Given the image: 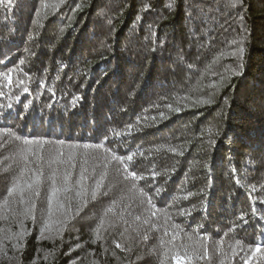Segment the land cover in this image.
I'll return each instance as SVG.
<instances>
[{"label": "trees", "instance_id": "trees-1", "mask_svg": "<svg viewBox=\"0 0 264 264\" xmlns=\"http://www.w3.org/2000/svg\"><path fill=\"white\" fill-rule=\"evenodd\" d=\"M244 28L245 51L238 57L230 42ZM0 61V72L13 70L10 86L0 78V128L48 142L40 150L0 140L6 141L0 148V264H264V0H243L242 7L229 0H12L10 7L0 5ZM75 96L82 99L73 107ZM85 144L135 153L130 170L146 180H125L115 161L105 169L109 152ZM29 147L43 158L24 151ZM61 152L64 160L75 157V169L49 163ZM38 167L43 177L40 196L32 197L34 223L18 214L27 206L18 195L7 206L4 200L17 179L31 180ZM81 167L90 175L88 207L71 230L42 238L53 169L56 187H64L65 170L75 179ZM103 172L101 192L109 194L91 201L93 181ZM134 183L150 195L160 189L149 224L143 223L150 217L146 197ZM66 197L75 211V190L60 192L53 220L63 218L57 209L69 203ZM113 200L114 212L99 227ZM181 209L190 215L181 216ZM164 212L169 226L183 229L171 243ZM242 213L247 224L238 219ZM98 227L101 238L93 243ZM22 230L27 234L20 239ZM186 234L208 246V259L185 258Z\"/></svg>", "mask_w": 264, "mask_h": 264}, {"label": "snow or ice", "instance_id": "snow-or-ice-1", "mask_svg": "<svg viewBox=\"0 0 264 264\" xmlns=\"http://www.w3.org/2000/svg\"><path fill=\"white\" fill-rule=\"evenodd\" d=\"M65 2V0H60V3L63 4ZM7 4L9 7L12 5V0H0V5H4ZM236 5H240L241 7L243 6V0H229V6L235 7ZM45 8L49 7V5L45 4L44 5ZM53 7H58V5H54ZM239 15V22L243 25L244 23V17L243 15ZM63 31V29L61 30ZM247 29L244 28V31L239 35L238 38H234L230 43L232 45H235V51L232 53V55L238 56V57H242L245 51L244 48V44H245V40H246V36L244 35V32H246ZM0 63H3L2 61H0ZM21 64L24 63L23 60L20 61ZM191 67V65L189 66ZM12 69L8 70L7 72H0V78H3L4 80L7 81V85H11L13 83L11 77H12ZM241 74L239 71L235 72L234 75H239ZM20 84H23V80L19 81ZM43 87V85H41ZM29 91V89L27 87L23 88V92L27 93ZM51 91V90H50ZM0 95H3L2 92H0ZM17 101H19L20 97L17 96L16 97ZM82 99V97L80 96H75L73 97V107L76 106V103L78 101H80ZM211 101L206 100V101H199V103H210ZM31 102H29L30 104ZM29 104L25 105V110L27 111V109L29 108ZM167 107L171 108V105H166ZM49 107H51V105H49ZM7 108L11 109L12 105L8 104ZM175 111H180L179 108H176ZM161 118H164V113L161 112L160 113ZM23 118V117H21ZM147 119V118H145ZM155 119V118H153ZM139 123V121H138ZM132 126H129V129H131ZM130 134V132L128 133ZM117 136H120L121 133H116ZM3 137H10L16 141H22L23 145L26 146H31V145H35L38 147V149L42 150L44 145L46 143H48L45 140L42 139H29L26 136H19L16 134V132L10 130V129H6V128H0V140H2ZM105 139H107V137H105ZM6 141H2L0 142V148H3L5 146ZM60 144H63L64 141H59ZM210 146H214L216 144V141L214 139H209L208 141ZM71 147H77L76 145H72ZM83 147L85 149L91 148V147H95V148H103L104 151L109 152L110 154V160L108 161V163L104 164V168L107 169L108 168V164L112 163L113 161L117 162L119 165L122 166V171L124 174V179L128 180L129 178H131L133 181H140V180H146V177L143 174H138L136 171L134 170H130V163H132L134 161V156L136 155L135 153H131L127 156L124 155H119L116 153V151L114 149H108V148H104V145L102 144H97V145H88L85 144L83 145ZM24 151L26 152H30L33 156L36 157V160L39 161L41 160L43 157L40 155L39 151H37V149L35 148H26ZM157 151H159V149H157ZM170 151L172 152H176L175 148H171ZM151 154V153H149ZM180 155H183L182 152L178 153ZM63 153L61 152L59 154V157H53L52 159L49 160L50 164H54V163H59V164H64V163H68L70 165V167L72 169H75L77 167L75 161V157L73 155H69L67 157V160L62 159L63 157ZM141 156L144 155V153H140ZM28 157L25 155L24 156V160L27 161ZM84 163H87V160L84 161ZM205 167H207V165H205ZM26 169L22 168L20 175L23 176L24 171ZM235 171V170H233ZM116 172L119 174L121 172L120 168L116 169ZM58 175L57 170L53 169L52 172V181H53V187L51 190V194L48 197V218L45 219L42 223V226L40 228V233H41V237L44 239H55L58 238L59 236H62L65 230H71V228L73 227V221L77 218L80 217L81 212L84 211L85 208L88 207L89 204V187L87 186V182L90 179V175L87 172V169L84 167H81L78 177H76L75 179H73V174L71 171L69 170H65V172L62 175V181H63V185L64 187H56V177ZM157 175H160V173L157 172H153L152 176L153 178H155ZM107 176V172H103L101 173V175L99 176L98 179H94L93 183L94 186L91 187L90 190V200L91 201H97L98 198L100 196H107L109 193L107 191L101 192V189L104 187V181H105V177ZM42 177H43V172L40 171L39 167L37 168V171L35 173H33V178L31 180H26V181H21L20 179H17L11 187L8 188L7 191V197L4 200V204L5 206H7L9 204V199L8 198H12L14 196H19V200L18 203L20 205H27L23 208V210L18 213L20 216H22L24 219H31L34 223L36 222V216H35V210H36V203L35 200H33V196L39 197L40 196V184L42 182ZM239 183V181H238ZM71 185V186H69ZM149 187H151L149 185ZM132 188L137 189V185L134 183L132 185ZM75 190V196H76V204H75V211L73 212V204L71 202V198H67L69 199V203L67 205L64 204H59L58 205V209L57 211L60 212V215L63 217L62 219H56L53 220L52 216H53V198L57 197V194L60 192H64V193H69L71 191ZM253 190H255L253 188ZM137 191L139 192V194L141 196L146 197V202L148 205V211L150 212V217L149 218H145L143 220L144 224H149L150 223V218L151 217H155L157 215V210H156V205L154 203V195H158L160 192V189L157 188L156 192L154 195H150L144 188H138ZM189 195H192V193H189ZM185 199H187V197H185ZM13 203L17 202L15 200L12 201ZM262 203H264V200L261 201ZM144 201H141V204H143ZM116 207V201L113 200L112 203L107 206L104 209V215L100 217L99 220V227H103L106 223V219L105 217L110 214L113 213ZM179 214L181 216L183 215H190V212L186 209H181ZM247 213H242L238 219L243 221L245 224L248 223V220L245 219ZM253 215H255V210H253ZM164 216H165V227H164V235L165 236H169L171 235V240L168 241V243H171L172 241H174L176 239V236L178 234V232L183 231V229L180 228L179 224L176 223H172L170 226L167 224V222L169 220H171V216L167 214V212H164ZM136 220H140L141 217L140 216H136L135 218ZM261 219H264V217H261ZM23 223V221L21 220V224ZM56 225L55 229H53V225ZM240 225H236V227H239ZM99 227L95 230L97 235L95 236V238L93 239V243L96 242V240H99L101 237L98 234L99 233ZM159 226L156 223H151L150 224V228L151 229H157ZM169 227L171 229H174L176 231H172L171 234L169 233ZM200 227H203V225H201ZM234 229H230L229 231H233ZM45 233H48V235H45ZM27 234V230H22L19 233H16V236H18L20 239H22L25 235ZM187 240L189 241V243L182 245V247L185 249L184 251V255L185 258L188 259L190 262L193 259H208L209 257V249L208 246L203 242V241H196L193 236L191 234H186ZM142 239L147 240L149 239L147 233H145L142 236ZM204 240H207V237H204ZM161 243H165V241H161ZM236 245L239 247L240 246V241L237 240L236 241ZM15 247V245H14ZM77 247H79V245H77ZM117 248H121L122 245L120 243L116 244ZM220 249L217 248V251H219ZM155 251V250H153ZM251 251L253 252H258L260 251L259 247L255 248V249H251ZM164 255L167 257L168 253L165 252ZM233 255H235V249H233ZM178 259V257H176ZM139 259V257H138ZM220 264H225L224 261H221Z\"/></svg>", "mask_w": 264, "mask_h": 264}]
</instances>
